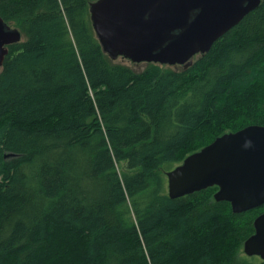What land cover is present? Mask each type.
Wrapping results in <instances>:
<instances>
[{
  "label": "trees",
  "instance_id": "16d2710c",
  "mask_svg": "<svg viewBox=\"0 0 264 264\" xmlns=\"http://www.w3.org/2000/svg\"><path fill=\"white\" fill-rule=\"evenodd\" d=\"M96 0H0L22 42L0 70V264H263L242 255L264 206L216 187L178 199L164 174L264 126V0L186 69L111 60Z\"/></svg>",
  "mask_w": 264,
  "mask_h": 264
},
{
  "label": "water",
  "instance_id": "95a60500",
  "mask_svg": "<svg viewBox=\"0 0 264 264\" xmlns=\"http://www.w3.org/2000/svg\"><path fill=\"white\" fill-rule=\"evenodd\" d=\"M262 0H96L89 5L93 33L111 60L189 67L196 56L252 11ZM22 34L0 18V70L8 47ZM172 200L216 187V202L232 213L264 206V126L224 134L166 173ZM243 243L246 257L264 263V211Z\"/></svg>",
  "mask_w": 264,
  "mask_h": 264
},
{
  "label": "rangeland",
  "instance_id": "374dc122",
  "mask_svg": "<svg viewBox=\"0 0 264 264\" xmlns=\"http://www.w3.org/2000/svg\"><path fill=\"white\" fill-rule=\"evenodd\" d=\"M12 28H17L14 24L13 25H10ZM117 62H119V63H124V64H127V65H131L129 62H127V61H125V60H123V59H121V58H118L117 60H116ZM133 66V68L134 69H137V70H141L144 66H145V64L144 63H141V64H132ZM177 66H162V68H176ZM164 185H165V191H166V193H167V178H166V174H164ZM242 255L244 256V253H243V249H242ZM249 258V257H248ZM250 259H253L252 261L253 262H256V263H262V261L259 259V258H257V257H252V258H250Z\"/></svg>",
  "mask_w": 264,
  "mask_h": 264
},
{
  "label": "flooded vegetation",
  "instance_id": "af4514ba",
  "mask_svg": "<svg viewBox=\"0 0 264 264\" xmlns=\"http://www.w3.org/2000/svg\"><path fill=\"white\" fill-rule=\"evenodd\" d=\"M263 263V262H262ZM264 264V263H263Z\"/></svg>",
  "mask_w": 264,
  "mask_h": 264
}]
</instances>
